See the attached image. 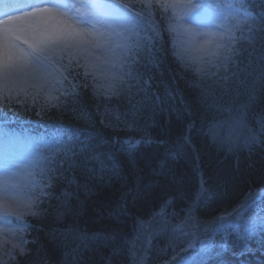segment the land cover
Listing matches in <instances>:
<instances>
[{"label": "snow or ice", "instance_id": "6c2138e0", "mask_svg": "<svg viewBox=\"0 0 264 264\" xmlns=\"http://www.w3.org/2000/svg\"><path fill=\"white\" fill-rule=\"evenodd\" d=\"M254 7L251 0H11L0 11L6 17L0 20V113L32 111L43 95L45 104L36 111L41 115L90 91L97 111L104 109L105 127L138 130L145 104L164 103L158 93L151 94V77L144 79L141 69L153 64L167 37L180 67L194 73L188 86L194 85L206 107L223 117L214 119L208 135L229 148L241 139L255 144L259 134L248 126L247 105L219 102L230 92L238 96L241 88L251 99L255 84L264 86V12ZM260 124L264 132V118ZM124 143L128 150L135 147L131 140ZM85 153L86 145L77 151L71 141L21 138L0 123V264H20L31 255L35 241L25 238L31 228L26 218L38 217L47 200L60 199L57 184L88 188L67 175L79 166L80 156L85 164L100 165L86 169L90 177L114 172L100 156ZM204 184L202 179L193 205L201 202ZM241 195L234 206L204 220L193 215V205L182 217L169 215L170 201L165 202L148 222H139V229L159 227L168 235L174 254L164 264H205L216 251L215 237L221 236L220 248H225L234 234L264 232V188L250 187ZM14 222L19 226L11 227Z\"/></svg>", "mask_w": 264, "mask_h": 264}, {"label": "trees", "instance_id": "16d2710c", "mask_svg": "<svg viewBox=\"0 0 264 264\" xmlns=\"http://www.w3.org/2000/svg\"><path fill=\"white\" fill-rule=\"evenodd\" d=\"M251 3L255 12H264V0ZM166 40L161 41L163 47L153 57V64L141 69L144 79L151 77V94L158 93L164 103L145 104L138 130L105 127L100 115L104 109L97 111L98 101L90 91H82L75 103L46 108L41 115L36 111L45 104L43 95L32 111L0 113V123L15 134L71 141L77 151L86 145L85 155H98L106 169H114L103 177L99 173L90 177L86 169L100 165L85 164L80 156L79 166L67 175H75L88 188L61 182L54 189L60 199L47 200L38 217L26 218L31 228L25 238L35 244L29 246L31 255L20 264H164L174 254L168 235L159 227L141 231L139 222H148L165 202L170 201L169 215L176 212L182 217L193 205L203 179L206 191L192 211L204 220L224 206H234L250 187L264 188V143L259 142L264 139L260 124L264 86L257 82L251 99L243 88L238 96L236 92L223 95L221 103L233 108L247 105L248 126L259 135L252 145L241 139L231 148L221 146L208 135V129L222 115L206 107L194 85L188 86L194 73L180 67ZM127 140L144 142L128 150ZM65 190L71 193L67 198L61 196ZM217 196L223 199L210 200ZM215 242L216 251L205 264H264V232L234 234L225 248H220L221 236Z\"/></svg>", "mask_w": 264, "mask_h": 264}, {"label": "rangeland", "instance_id": "374dc122", "mask_svg": "<svg viewBox=\"0 0 264 264\" xmlns=\"http://www.w3.org/2000/svg\"><path fill=\"white\" fill-rule=\"evenodd\" d=\"M19 137H21V138H25V137H23V136H20V135H18ZM35 140H38V139H35ZM11 227H16V225L13 223L12 225H10Z\"/></svg>", "mask_w": 264, "mask_h": 264}]
</instances>
